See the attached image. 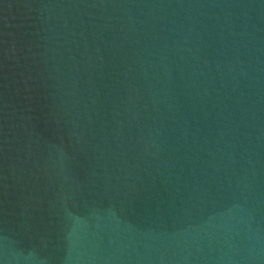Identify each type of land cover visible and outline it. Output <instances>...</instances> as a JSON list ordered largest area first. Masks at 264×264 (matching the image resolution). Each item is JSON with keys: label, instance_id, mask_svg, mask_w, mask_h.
I'll use <instances>...</instances> for the list:
<instances>
[{"label": "water", "instance_id": "1", "mask_svg": "<svg viewBox=\"0 0 264 264\" xmlns=\"http://www.w3.org/2000/svg\"><path fill=\"white\" fill-rule=\"evenodd\" d=\"M0 264H264V0H0Z\"/></svg>", "mask_w": 264, "mask_h": 264}]
</instances>
